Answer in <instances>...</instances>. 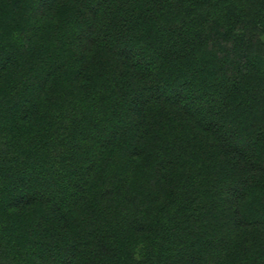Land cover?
Returning <instances> with one entry per match:
<instances>
[{
  "label": "trees",
  "instance_id": "16d2710c",
  "mask_svg": "<svg viewBox=\"0 0 264 264\" xmlns=\"http://www.w3.org/2000/svg\"><path fill=\"white\" fill-rule=\"evenodd\" d=\"M0 264H264V0H0Z\"/></svg>",
  "mask_w": 264,
  "mask_h": 264
},
{
  "label": "rangeland",
  "instance_id": "374dc122",
  "mask_svg": "<svg viewBox=\"0 0 264 264\" xmlns=\"http://www.w3.org/2000/svg\"><path fill=\"white\" fill-rule=\"evenodd\" d=\"M134 48H135V50H138L139 47L134 46ZM196 87L197 88H194L195 91H193L194 92L193 94L186 90L188 95L185 97V100H189V101L196 103V104L201 103V104H206V106H209L208 104L210 103L209 102L210 93L203 91L198 86H196ZM185 88L190 89L191 87L189 85H187ZM162 89H163V92L167 93L171 89V85L169 83H167V84L163 85ZM237 138L240 142H244L242 137H237Z\"/></svg>",
  "mask_w": 264,
  "mask_h": 264
}]
</instances>
